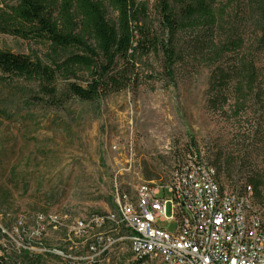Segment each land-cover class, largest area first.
<instances>
[{
	"label": "rangeland",
	"instance_id": "obj_1",
	"mask_svg": "<svg viewBox=\"0 0 264 264\" xmlns=\"http://www.w3.org/2000/svg\"><path fill=\"white\" fill-rule=\"evenodd\" d=\"M136 1L146 7L141 25L157 46L149 54H134L128 89L85 102L68 90L70 84L85 85L82 70L75 78L57 76L53 95L36 79L0 74V245L6 247L1 252L6 264L26 252L21 247L29 238L36 247L63 245L65 231L53 232L46 223L42 235H32L37 213L63 217L69 225L80 217L112 212L114 187L133 198L149 175L151 182L165 183L191 151L209 161L228 154L249 158L264 169V98L253 99L258 103L237 116L231 113V100L222 110L209 103V50L230 38L243 40L264 89V37L254 27L248 0H206L217 9V27L178 29L171 37L163 29L158 0ZM170 7L178 14V5L170 2ZM108 17L114 15L108 11ZM168 40L173 50L169 69L162 50ZM0 51L44 63L50 54L42 40L8 35H0ZM226 59L220 60L235 58ZM236 180L238 176L232 185ZM244 182L241 178L239 187ZM257 200L254 206H262ZM119 253L102 264H126L125 245ZM34 257L37 264L61 263L47 254Z\"/></svg>",
	"mask_w": 264,
	"mask_h": 264
},
{
	"label": "trees",
	"instance_id": "obj_2",
	"mask_svg": "<svg viewBox=\"0 0 264 264\" xmlns=\"http://www.w3.org/2000/svg\"><path fill=\"white\" fill-rule=\"evenodd\" d=\"M157 2L163 29L170 37L178 29L216 28L218 25L217 9L206 0ZM170 2L178 5V14H173ZM248 4L254 15V27L264 37V0H248ZM108 11L114 15L113 19H109ZM145 19L146 7L136 0H0V35L42 40L50 53L48 62L44 63L21 54L0 51V74L36 79L48 95H53L51 85L57 76L75 78L77 70H82L86 74L85 85L70 84L68 90L73 97L85 102L128 89L134 54H149L157 46L141 25ZM170 44L168 40L162 46L167 69L172 66L173 58ZM243 48V40L230 38L213 44L209 50V64L213 67L210 106L222 110L231 100L230 110L234 116L250 103H258L256 101L264 98L255 64L245 55ZM229 56L235 59L220 60H228L226 57ZM189 155L198 159L202 156L214 168L217 182L231 191L241 193L243 186H251L253 201L258 199L264 206V169H257L251 159L234 158L228 154L209 161L199 151H191ZM234 176H238V180L232 185ZM146 178L147 182L152 181L150 175ZM241 178H245V182L239 187ZM24 257L21 264L40 262L37 257L29 258L27 254ZM0 264H3L2 259Z\"/></svg>",
	"mask_w": 264,
	"mask_h": 264
},
{
	"label": "built area",
	"instance_id": "obj_3",
	"mask_svg": "<svg viewBox=\"0 0 264 264\" xmlns=\"http://www.w3.org/2000/svg\"><path fill=\"white\" fill-rule=\"evenodd\" d=\"M210 169L202 156L188 155L165 183L146 182L133 198L114 187L112 212L80 217L69 225L37 213L32 235H42L44 223L53 232L65 231L63 245L48 248L53 249L49 257L59 263L57 252L79 264H102L107 256H120V245H125L126 264H264V208L255 209L246 197L251 186L242 193L221 184L213 187ZM33 244L29 238L17 248L29 258L44 254L41 243ZM5 250L0 245L3 264ZM17 252L21 254L19 248ZM23 255L7 264H21Z\"/></svg>",
	"mask_w": 264,
	"mask_h": 264
},
{
	"label": "bare ground",
	"instance_id": "obj_4",
	"mask_svg": "<svg viewBox=\"0 0 264 264\" xmlns=\"http://www.w3.org/2000/svg\"><path fill=\"white\" fill-rule=\"evenodd\" d=\"M210 178H211V181L213 182V187H220V184L217 182V180L215 178L214 169H210ZM246 197H248V200L250 201L251 205H253V207L255 209L264 208V206H259V207L254 206L253 190L252 189H246ZM51 221H64V218L60 217V216L51 215ZM44 254H47L49 256H53V249H44ZM0 256H2V255H0ZM57 258L64 259L65 261H67V264H68V262H69V264H79V261H77V260H72L71 258H64V252H57Z\"/></svg>",
	"mask_w": 264,
	"mask_h": 264
}]
</instances>
